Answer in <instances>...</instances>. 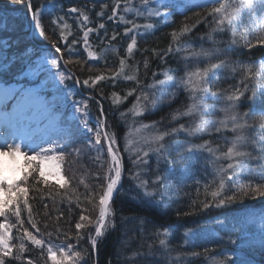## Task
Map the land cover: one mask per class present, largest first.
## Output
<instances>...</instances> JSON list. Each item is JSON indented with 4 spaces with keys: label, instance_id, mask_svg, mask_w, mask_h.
I'll list each match as a JSON object with an SVG mask.
<instances>
[{
    "label": "snow or ice",
    "instance_id": "1",
    "mask_svg": "<svg viewBox=\"0 0 264 264\" xmlns=\"http://www.w3.org/2000/svg\"><path fill=\"white\" fill-rule=\"evenodd\" d=\"M12 4H24L31 15V20L37 34L40 38L46 41L49 45L46 48L42 63L39 68L44 65H50L51 69H55L52 73L59 82L68 88L67 98H71V107L73 109L70 121L57 120V124L62 126L60 129V136L63 137V142L57 136H50L47 140L37 144L35 140L24 138H4L0 142V154L24 156L29 164L36 163L34 171L37 173L33 177L35 184L47 186L49 181L45 176V167H50L54 171L50 174L57 175L63 183H59L61 188L69 184L67 178L60 173L61 162L65 158V148L71 146L73 137L72 126L75 125L76 131H86L92 134V138L88 143L90 147L98 146L101 140L106 142V151L111 157V164L108 166L107 172L103 177L99 173L96 174L97 180H103L104 183L98 184L97 187L100 192H93L85 184L83 178L78 183L84 184L85 193L84 199L87 203L98 202L99 212L98 216L93 217L86 214L88 209H82L79 215V220L75 223L76 236L75 244H55L52 240V233H41L36 222L33 220V208L29 204L28 187L26 185L32 173H25L22 178V183H7L6 178L0 175V192L11 193L13 189L16 190L18 196L8 199L0 197V217L7 221L9 213L15 217L16 222L20 226L21 235L19 237V244L15 246V254L11 240L10 229L14 225H9L7 222H0V264H12V261H19L23 257V253L27 251L26 242H30L36 249L41 250V255L45 254L47 260L51 264H99V244L101 238L111 229L116 227V213L113 210L114 195L118 193L121 186V179L123 174L122 157L120 156V148L117 144V137L114 131L108 130L107 116L104 111L103 104L97 101L99 115L95 118V126L89 120V96L87 99L78 98L77 92L73 91L68 85V81L72 82V86H81L87 90H95L97 85L101 82L111 81L114 86L119 79L124 81L135 82L136 87L127 90L122 96L119 92H112L110 95L111 103L114 107H119L124 103L129 96L135 94V102L130 108L120 112V119L122 122H127V118L131 116L133 120L137 117H142L146 112H149L162 96L166 95L168 101L176 98V93L183 90L188 94V99L191 101L183 110H177L171 115V119L178 121L181 117H198L199 121L193 120L190 126L180 123L178 127L170 129H161L157 125L160 122H153L151 124L141 123L139 127L130 129L128 135L124 137L125 151L134 152L135 160L133 164L136 167H141L148 163L147 158L150 151L156 155V169L153 178L143 179L140 172H135L131 175L134 182V187L137 189V195L132 196L131 199L138 202L145 210H159L161 212L166 209L165 191L169 185L167 182V173L170 169L162 168L161 165L174 166L175 161L170 159L169 148L167 146V138L174 136L177 132H185L190 137H201L205 134L211 136L212 134L230 131L234 134L232 140L228 142L230 146L226 150H221L217 146H213L211 140H204L200 144L187 142L178 146L179 153H189L188 157L181 155L182 161H190L195 159L198 163L203 164L202 169L197 171H204L208 173V168H211V181H205V189L211 188L210 199L206 197L199 203L193 202L187 211L176 210V216H196L200 212L215 208H225L229 205L242 204L246 200H255L257 198H264V61L255 62L249 60H241L238 57L241 53L238 51L240 47L251 49L256 44H264V0H204L203 5L198 7L209 6L207 16L212 17L214 28L207 34V41L211 42L212 47L205 48L203 43L199 46L195 45L193 41L181 44L180 38L186 36L192 31V27L184 24L179 31L173 30L171 32L172 43L164 50L166 54L182 53L178 61V67L174 70L175 75H170L169 71L163 73L164 79H157V73H153L154 81L150 86L151 95L145 92L142 88L137 94V88L140 87L138 79V70L133 74H126L125 68L127 59L132 58L134 50L137 49V35L147 36L152 34L154 24L146 22L144 24L136 23L134 20L126 19L124 15L120 14L121 0H115L111 13L106 16L108 21L114 23L122 22L130 27H125L123 35L130 39V43L126 47V57L119 59V70L111 74H98L89 76L81 80L75 75L67 65L73 64L72 59L74 45L82 43L89 60H98L99 54L93 50V46L89 43V34L95 33L100 44L104 43L105 39L111 41L117 40L119 35L113 31L109 35L108 29L104 22L98 23L96 28L87 26L90 22V17L84 10L87 5L83 7L72 6L67 9L65 15L78 14L80 29L83 31V36L78 41L73 38L71 43L68 37L72 35L71 26L67 23L64 16H54L52 23L59 29V39L62 44L49 39L43 24L41 23L42 7H33V0H10ZM143 11L134 8L130 5V0H126L123 7L124 13L135 12L136 17H144L146 21H152L154 18H162L167 20L175 14V9L179 7L169 0H141ZM95 7V4H93ZM109 5L107 3L101 4V9L96 15L99 18L105 17V10ZM186 7V6H185ZM161 8L166 9L161 11ZM58 11H64L62 7ZM185 20L188 19L186 12L182 13ZM247 16L253 25L258 28L260 35L256 38L255 43L252 40L246 39L243 45H240L239 40L243 36L237 35V29L242 25L243 20ZM207 19V17H205ZM143 29V31H141ZM103 30V36L100 31ZM55 31V29H53ZM230 34L227 41L218 40L217 34ZM129 34H132L129 36ZM199 39L203 40V37ZM99 46V45H97ZM4 47L9 45L4 42ZM62 48L64 51H62ZM107 51V47L104 49ZM35 50L29 47L28 50L22 53L23 56L29 60L32 55H35ZM68 52V59H64V52ZM144 52L151 51L153 55L161 57V53L156 49H144ZM59 54V55H57ZM235 57V58H234ZM17 59H20L18 57ZM75 63H80L78 60ZM144 68L147 70L148 61H143ZM254 68L256 71H254ZM90 70V69H89ZM10 71L9 62L5 58V62L0 64V76L6 75ZM226 73L235 76L236 73L241 74V79L237 85L231 86L227 90L216 88L213 91V81L218 83L221 79L219 73ZM165 89L164 93L159 90ZM42 91L39 84L33 89L13 88L9 85L3 89V96L6 100L17 101V106H21L27 97L31 96L36 100H40V92ZM208 99H223L227 102L226 108H221L219 111L224 112V119H204L205 114H211L215 110L214 105L208 104ZM249 105L248 111L241 112L242 104ZM57 110H53L52 115L55 118ZM63 115V113H59ZM260 121V134L252 135L250 130L254 128L255 120ZM141 129H152L154 135L150 139L144 140V143L149 146V150H145L140 146L139 140L131 139L132 131L139 133ZM154 146V147H153ZM7 149V152L4 151ZM23 149V150H22ZM29 153H32L29 155ZM79 154V149H73V153ZM225 161L226 163H221ZM51 162V163H49ZM103 167V165H101ZM196 183H200L199 180ZM39 191V189H37ZM71 201V197H68ZM21 205L26 210L29 226L35 230L29 231L28 227H24L25 220L21 217ZM45 209L48 204H44ZM47 215V212H45ZM63 213H61V216ZM264 216V213H262ZM59 219V217H57ZM127 219V218H123ZM140 223L139 231L143 234L149 225L152 226L154 236L159 248H154L153 244L141 243L137 249H134L130 254L124 256L126 264H161L156 259L157 251L162 250L164 255L163 264H191V259L198 258L201 253L198 251H185L174 249L170 246L166 239L169 235V228L160 225L157 227L156 221L147 217H133ZM198 223V222H197ZM45 225V229H47ZM88 229H92L88 232ZM83 230V231H82ZM59 233V229H57ZM197 228L188 229L184 235L189 233L196 234ZM47 236L48 239L43 238ZM67 238V237H66ZM56 239H59L57 235ZM85 240L88 247L80 245V241ZM127 245V241L123 242ZM229 244H235L236 241L229 239ZM264 244V238L261 241ZM207 252L208 249L204 248ZM175 252V256L172 253ZM123 253L118 250L116 258L119 260ZM27 264H34L31 259H28ZM108 264H112L109 260ZM214 264H236L232 256L219 253L218 258L214 260Z\"/></svg>",
    "mask_w": 264,
    "mask_h": 264
},
{
    "label": "trees",
    "instance_id": "2",
    "mask_svg": "<svg viewBox=\"0 0 264 264\" xmlns=\"http://www.w3.org/2000/svg\"><path fill=\"white\" fill-rule=\"evenodd\" d=\"M115 0H33V7H42L41 23L43 24L49 39L62 44L59 39V29L52 23L54 16H64L67 23L71 26L72 35L68 37L69 43L73 38L78 41L83 36V31L80 29V22L77 19L78 14L65 15L67 9L72 6L83 7L90 17V22L87 26L96 28L98 23L104 22L108 29L109 35L113 31L117 32V40L111 41L105 39L103 44L97 39L95 33L89 34V43L93 46V50L99 54L98 60H89L87 52L82 43L74 45L72 59L73 64L67 65V68L75 73L81 80L89 76H95L101 73L111 74L119 70V59L126 57V47L130 43V39L123 35L124 28L130 27L122 22L114 23L108 21L106 16L111 13ZM126 0H121L120 14L124 15L126 19L134 20L136 23L144 24L152 22L154 29L152 34L147 36L137 35V49L134 50L132 58L127 59L126 74H133L138 70V79L140 87L137 88V94L141 88L151 95L150 86L153 84V73H157V79H164L163 73L169 71L170 75H175V69L178 67V61L182 53L166 54L165 49L172 43L171 32L179 29L187 24L192 27V31L184 37L180 38V43L184 44L193 41L195 45L199 46L203 43L205 48L212 47L211 42L207 41V34L215 27L212 22V17L207 16L208 7H198L203 5L204 0H169L171 3L177 4L174 11L175 14L167 20L162 18H154L152 21H146L144 17H136L135 12L124 13L123 7ZM107 3L108 9L105 10V17L99 18L96 13L100 11L101 4ZM95 4V7H93ZM130 5L143 11L141 0H130ZM186 6V7H185ZM62 7L64 11H58ZM166 9L161 8V11ZM188 17L185 20V13ZM207 17V19H205ZM55 29V31H53ZM143 31V29H141ZM103 30L100 35L103 36ZM132 34H129L131 36ZM237 35L243 36L239 40L240 45H243L244 40L250 39L255 43L256 38L260 35L258 28L253 25V22L245 16L242 25L237 29ZM203 37L204 39H199ZM218 40L227 41L230 34H217ZM4 42H7L9 47H4ZM99 45V46H97ZM29 47L35 50V55L29 60L23 56ZM49 45L46 41L40 38L34 24L31 20V15L24 4H12L10 0H0V64L5 62V58L9 62L10 71L0 76V84L11 85L13 83L21 82V78L28 70H32L36 66V60L45 55V49ZM107 47V51H105ZM144 49H156L161 53V57L155 56L151 51L144 52ZM62 51L64 49L62 48ZM238 51L241 55L238 57L241 60H249L255 62L264 61V44H256L255 47L247 49L240 47ZM20 57V59H17ZM68 52H64V59H68ZM235 58V57H234ZM147 59L148 68H144L143 61ZM80 63H75V61ZM90 69V70H89ZM254 71L256 69L254 68ZM221 79L218 83L213 81V91L216 88L227 90L233 85H237L241 79V74L238 72L235 76L226 73H219ZM69 87L74 88L77 92L78 98L87 99L89 96V118L95 121L99 115L97 101L103 104L105 114L107 116V125L109 131H114L117 137V144L120 148V156L122 157L123 174L121 179V186L119 191L114 195L113 210L116 213V227L114 230H109L106 235L101 238L99 244V264H108L111 260L112 264H126L124 256L130 254L134 249H137L141 243L153 244L154 248H159L154 236L155 229L149 225L146 231L142 234L140 223L133 217H147L156 221L157 227L163 225L169 228V235L166 238L169 244L174 249L185 251H198L201 255L198 258L191 259V264H214V260L218 258L219 253L231 255L236 264H264V244L261 243L264 238V198H257L255 200H246L242 204L229 205L225 208H211L209 210L200 212L196 216H176V210L187 211L192 203L195 201L199 203L206 197L210 199L211 188L205 189V181L210 183L211 179L206 178L204 181L198 179L197 167L199 164L195 159L190 161H182L181 155L188 157L189 153H179L178 146L182 145V135L171 136L167 138V146L169 148L170 159L175 161L174 166L161 165L162 168L170 169L167 173L168 189L165 191L166 209L161 212L159 210H145L141 204L131 199L132 196L137 195V189L134 187V182L131 175L135 172H140L141 178L150 179L154 177L156 165V155L150 151L147 158L148 163L141 167H136L133 164L135 160L134 152L125 151L124 137L128 135L130 129L139 127L141 123L151 124L153 122H160L157 127L161 129H170L175 127L176 121L170 117L176 113L177 110H183L191 101L188 99V94L183 90L177 92V97L168 101L167 96H162L156 105L144 116L137 117L135 120L131 116L127 118V122H122L120 119V112L130 108L135 102V94L129 96L128 99L122 103L118 108L111 103L110 95L112 92H119L122 96L127 90L136 87L135 82L124 81L119 79L113 86L111 81L101 82L97 85L95 90H87L81 86H72V82H67ZM80 87V88H79ZM63 88L65 86L63 85ZM164 93L166 90H159ZM215 102L216 104L227 103L223 99H208L206 102ZM59 106L69 112L71 108V98L63 102H59ZM249 105L242 104L240 111H248ZM65 111V112H66ZM65 117V116H63ZM255 120L254 128L250 130L252 135L260 134V121ZM93 126L95 124L91 123ZM73 137L71 146L65 148V158L63 163V175L69 181V184L61 188L58 184L49 182L47 186L35 184L33 177L37 176L34 171L36 163L29 164L25 159L23 162V170L21 179L17 183H22V178L25 173H32L26 185L28 187L29 204L33 208V220L37 227L40 228L41 233L51 232L52 240L59 244H75L76 229L75 223L79 220V215L82 209H88L86 214L93 217L98 216L99 206L98 202L87 203L84 199L85 187L84 184H79L78 181L83 178L85 184L93 192H100L97 187L98 184L104 183L103 180H97L96 174L99 173L101 177L107 172L108 166L111 164V157L106 151V142L101 140L98 146L90 147L89 139L92 138L91 133L86 131H76L75 125L72 126ZM151 130V129H150ZM153 131V130H152ZM132 131V134H135ZM205 138L195 139L194 143L199 144L204 140H211L213 146H219L221 150H226L232 140L234 134L230 131L219 134L205 135ZM228 139V140H227ZM63 142V137H60ZM145 150H149V146H143ZM154 147V146H153ZM73 149H79V154L73 153ZM221 163H226L221 161ZM103 165V167H101ZM190 170H192L190 172ZM211 171V168H208ZM195 173V174H194ZM201 173V172H200ZM212 178V177H211ZM199 180L200 183H196ZM39 189V191H37ZM10 197L16 198L18 193L12 190L11 193L6 192L8 199ZM68 197H71V201ZM48 204V208L43 207ZM47 212V215H45ZM61 213L63 215L61 216ZM21 217L25 220L24 227H28L29 231L35 230L29 226L26 210L21 205ZM59 217V219H57ZM127 218V219H123ZM13 226V235L11 245L15 254V246L19 244V237L21 235L20 226L16 222L14 216L9 213L7 218ZM4 220L0 217V221ZM198 222V223H197ZM47 225V229H45ZM197 228L196 234L189 233L187 236L184 233L191 228ZM59 229V233L57 232ZM83 231V230H82ZM91 232L92 229H88ZM59 235V239H56ZM67 237V238H66ZM43 238L48 239L45 235ZM229 239L235 240V244H229ZM127 241V245L123 242ZM80 245L88 247L85 240L80 241ZM28 249L23 253V257L19 261H12V264H27L28 259H31L34 264H51L47 260L46 252L41 255V250L36 249L26 242ZM207 248L208 251H203ZM120 250L123 254L119 260L116 258L117 251ZM175 252L172 253L175 256ZM156 259L163 264L164 255L162 250L157 251ZM91 264V262H90Z\"/></svg>",
    "mask_w": 264,
    "mask_h": 264
},
{
    "label": "rangeland",
    "instance_id": "3",
    "mask_svg": "<svg viewBox=\"0 0 264 264\" xmlns=\"http://www.w3.org/2000/svg\"><path fill=\"white\" fill-rule=\"evenodd\" d=\"M59 55V54H57ZM42 59L38 58L36 60V66L32 70H28L21 78V82L13 83L11 86L13 88L20 89H33L37 84L41 87L42 91L40 92V100L29 96L23 102L21 106H17V101L15 100H6L3 96V89L7 88L9 85L0 84V120L6 124L7 128L10 129L11 134L16 138H24L25 140L32 139L35 140L37 144L47 140L50 136H57L60 139V129L62 126L57 124V120L70 121L72 114V107L69 112L62 109L59 106V102L65 101L67 98L68 88H63L61 84L52 73L55 72V69H51L50 65H44L43 68H39L41 65ZM75 91L74 88H72ZM177 97V93H176ZM37 102V103H36ZM210 105L215 106V110L211 114H205L204 119H224L225 113L219 111L221 108H226L227 103L216 104L215 102H207ZM57 110L55 118H53V110ZM66 111V112H65ZM63 113V115H59ZM65 116V117H63ZM90 123L95 124L93 119H90ZM195 120L199 121L198 117H181L178 121L175 122L174 126L178 127L180 123L185 124V126H190ZM177 134L182 135V143L187 142L194 143L195 139L205 138L207 134L201 137H190L185 132H177ZM154 135L152 129H141L139 133L133 134L130 138L140 141V146H145L144 140L150 139ZM3 136V133H0V138ZM228 140V139H227ZM229 140L228 142H230ZM182 144V145H183ZM195 144V143H194ZM200 144V143H199ZM23 150V149H22ZM7 152V149H4ZM32 153H29L31 155ZM26 159L24 156L19 154L12 155L11 153L7 155L0 154V175L6 178L7 183H17L22 176L23 162ZM51 163V162H49ZM197 169H202V162L197 164ZM45 176L49 182L58 184L63 183V180L57 175L50 174L54 169L50 167H45ZM192 170H190L191 172ZM201 172V173H200ZM60 173L63 175V163L61 162ZM195 174V173H194ZM198 179L204 181L206 178L211 179V171H208L206 174L204 171H197ZM59 181V183H57ZM14 190V189H13ZM6 192H0V197H5ZM0 222H7L9 225H12L11 222L7 219L1 220ZM11 240L9 241L11 245L13 227L10 229ZM55 243V242H54ZM59 244V243H55Z\"/></svg>",
    "mask_w": 264,
    "mask_h": 264
},
{
    "label": "bare ground",
    "instance_id": "4",
    "mask_svg": "<svg viewBox=\"0 0 264 264\" xmlns=\"http://www.w3.org/2000/svg\"><path fill=\"white\" fill-rule=\"evenodd\" d=\"M0 133H3V136L0 138V142H3L4 138L15 137L11 134V131L10 129L7 128L6 124H4L1 120H0Z\"/></svg>",
    "mask_w": 264,
    "mask_h": 264
}]
</instances>
